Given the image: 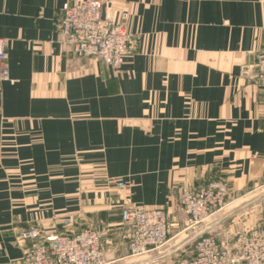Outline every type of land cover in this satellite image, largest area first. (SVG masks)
I'll return each instance as SVG.
<instances>
[{"label": "crops", "instance_id": "1", "mask_svg": "<svg viewBox=\"0 0 264 264\" xmlns=\"http://www.w3.org/2000/svg\"><path fill=\"white\" fill-rule=\"evenodd\" d=\"M74 1L0 0V264L35 245L21 233L61 235L67 219L101 234L108 264H135L124 207L163 209L179 236L183 187L223 180L231 204L264 188V95L248 67L264 0H104L102 18L131 35L117 69L65 45L55 21Z\"/></svg>", "mask_w": 264, "mask_h": 264}, {"label": "built area", "instance_id": "2", "mask_svg": "<svg viewBox=\"0 0 264 264\" xmlns=\"http://www.w3.org/2000/svg\"><path fill=\"white\" fill-rule=\"evenodd\" d=\"M104 0H75L64 4L55 25L71 53L79 58L100 59L113 69L119 68L128 55L131 35L122 22L106 21L101 16ZM126 19L124 15L122 20ZM257 82L264 95V50L254 65ZM6 42L0 39V81H8ZM118 186L123 188V184ZM223 180L211 181L196 189L183 187L180 206L192 226L203 223L222 210L228 198ZM121 222L129 228L123 237L130 257L141 258L162 247L170 230L163 209L124 207ZM64 233L40 237L34 231L21 233L22 239L35 241L16 264H108L101 248V234L91 228L74 231L72 222H62ZM176 264H264V228L245 227L223 240L212 236L196 242L190 258Z\"/></svg>", "mask_w": 264, "mask_h": 264}, {"label": "rangeland", "instance_id": "3", "mask_svg": "<svg viewBox=\"0 0 264 264\" xmlns=\"http://www.w3.org/2000/svg\"><path fill=\"white\" fill-rule=\"evenodd\" d=\"M245 227L264 228V188L249 196L245 204H231L227 201L222 210L214 213L210 218L196 226H192L186 217V224L180 229L184 230L182 234L177 236V233L172 234L170 232L166 243L162 247L138 258L140 260L135 264L145 262L147 264H176L177 260L192 256L196 242L201 238L212 236L215 239L223 240L228 236L233 237ZM176 248L177 252L174 251L169 254L165 252L168 249L172 251ZM152 259L155 260L152 261Z\"/></svg>", "mask_w": 264, "mask_h": 264}, {"label": "water", "instance_id": "4", "mask_svg": "<svg viewBox=\"0 0 264 264\" xmlns=\"http://www.w3.org/2000/svg\"><path fill=\"white\" fill-rule=\"evenodd\" d=\"M174 251H176L175 249L174 250H172V251H169L167 254H169V253H173ZM166 254V253H165ZM164 256H166V255H164ZM155 259H152V261H154ZM141 264V263H140ZM142 264H147V262H145V263H142Z\"/></svg>", "mask_w": 264, "mask_h": 264}]
</instances>
